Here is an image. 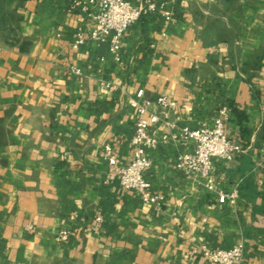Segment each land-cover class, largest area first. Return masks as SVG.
I'll return each mask as SVG.
<instances>
[{
	"label": "crops",
	"instance_id": "1",
	"mask_svg": "<svg viewBox=\"0 0 264 264\" xmlns=\"http://www.w3.org/2000/svg\"><path fill=\"white\" fill-rule=\"evenodd\" d=\"M10 11L0 30V264H214L203 245L240 242L241 264H264V59L252 63L264 52V0H168L128 30L121 63L107 44L74 49L95 22L67 0H15ZM139 90L171 102L154 107L150 133L169 140L149 151L145 175L161 208L121 188L104 159L111 144L119 166L131 163ZM224 108L244 151L215 160L217 189L238 191L221 204L176 168L194 143L171 136L213 127Z\"/></svg>",
	"mask_w": 264,
	"mask_h": 264
},
{
	"label": "built area",
	"instance_id": "2",
	"mask_svg": "<svg viewBox=\"0 0 264 264\" xmlns=\"http://www.w3.org/2000/svg\"><path fill=\"white\" fill-rule=\"evenodd\" d=\"M69 10L72 13L83 12L89 15L95 22L94 27L86 34L83 31L77 33L74 49H78L87 41L107 44L115 60L122 61L121 51L123 40L128 30L138 23L143 17L164 8L168 0H141L138 5H133L127 0H67ZM167 20H171L173 13L165 10L163 13ZM75 75H81L82 70L72 67ZM104 87H110L109 83H103ZM136 107V129L132 138L134 147L133 158L129 165L119 166V157L111 144L103 147L104 159L107 161L112 177H119L121 188L133 191L142 196L148 205L161 208L165 201L163 194H154L150 191V184L146 179V173L152 166L149 151L157 149L162 142H167L169 137L161 139L150 133V129L161 121V117L155 112V105L161 109H167L171 102L166 96H161L157 101L146 99L144 91L139 90L133 99ZM228 118V110L221 109L213 127L203 126L198 129L183 127L171 138L177 141H192L194 150L191 152L179 151L176 156V168L186 178L204 186L215 193L218 202L226 203L237 198L238 191L230 193L221 192L215 186V160L233 161L237 154L244 148L233 142L225 132V120ZM102 218H97L101 222ZM71 237L69 230H62L57 236L60 242L67 241ZM205 259L214 264H241L244 259L245 246L242 242L227 249H211L207 245L202 246Z\"/></svg>",
	"mask_w": 264,
	"mask_h": 264
},
{
	"label": "trees",
	"instance_id": "3",
	"mask_svg": "<svg viewBox=\"0 0 264 264\" xmlns=\"http://www.w3.org/2000/svg\"><path fill=\"white\" fill-rule=\"evenodd\" d=\"M15 0H0V30H6L10 23H13L16 19L14 12L10 11V5L14 3ZM264 59V52L256 55V59L252 62L253 67L258 69L262 65ZM234 112L241 123L246 119L245 115L234 109Z\"/></svg>",
	"mask_w": 264,
	"mask_h": 264
}]
</instances>
